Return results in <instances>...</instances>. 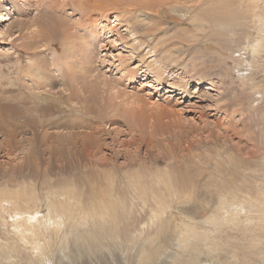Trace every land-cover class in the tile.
<instances>
[{"label":"rangeland","instance_id":"1","mask_svg":"<svg viewBox=\"0 0 264 264\" xmlns=\"http://www.w3.org/2000/svg\"><path fill=\"white\" fill-rule=\"evenodd\" d=\"M150 2L158 5L159 12ZM263 5L264 0H0V15L7 18L0 22V193L25 195L27 211L36 209L37 216L47 214L52 199L70 201L82 221L89 220L88 212H100L106 205L118 217L114 239H104L92 250L70 240L61 248L60 237L70 224L64 215L62 220L57 218L58 224L45 227L53 253L43 257L42 264H139L146 250L152 253L147 264H264V252L245 262L242 255L234 256L231 240L243 247L244 236L205 221L218 195L209 192L211 181L232 180L225 168L221 170L229 159L247 187L223 196L258 199L264 194L259 190L264 185V62L263 52L250 49L256 33H264V17L250 15L254 10L264 16ZM100 19L114 29L113 34L100 27ZM7 30L12 33L9 37ZM70 31L77 36L70 37ZM157 59L165 65L162 82L146 65L148 61L158 64ZM33 66L38 72L44 70L38 83H43L45 71L54 79L48 89L55 95L65 99L69 91L74 93L65 109L69 112L55 126L41 127L38 112L30 111L29 98L37 92L31 81ZM129 68L136 78L122 77ZM63 73L69 75V89ZM142 79L152 86L141 87ZM171 79L187 83L185 92H166ZM18 92L27 97L24 105L30 109L20 119L1 110L9 103L20 106ZM138 95L149 102L147 112L164 108L168 113L160 118L152 138L140 130L135 117ZM222 106L226 111L218 110ZM91 121L98 127H88ZM145 127L154 128L148 120ZM87 134L96 141V153L83 141ZM187 154L193 158L191 171L205 168L204 177L198 178L202 189L198 194L184 193L190 203L181 204L194 208L196 213L190 217L196 218L177 212L175 200H169L161 217L152 218L151 203L125 191L127 180L150 179L152 171L174 175L176 165L182 172L179 158ZM182 162L188 174L187 158ZM85 163L92 175H106L76 172ZM107 178L115 187L106 186ZM205 178L209 179L206 187ZM89 184L96 187L90 190ZM5 204L9 207L10 202ZM10 214L16 216L14 211L1 213L9 223ZM186 225L199 236L187 232ZM6 226L9 229L0 226V244L14 240L17 249L0 251V264H29L27 257L35 255L37 240L19 241L15 229Z\"/></svg>","mask_w":264,"mask_h":264},{"label":"bare ground","instance_id":"2","mask_svg":"<svg viewBox=\"0 0 264 264\" xmlns=\"http://www.w3.org/2000/svg\"><path fill=\"white\" fill-rule=\"evenodd\" d=\"M150 7L152 9L155 8L156 12H159V10L156 8L158 7L156 3L150 2ZM134 9L136 11V8ZM252 11L253 13L250 15L251 18H263L264 17L263 15L256 13L254 10ZM143 19L144 17H142V21ZM5 20H7V18H5L3 14H1L0 22H3ZM115 20L120 21V22L122 21V19L117 16H115ZM97 23L100 24L101 28L103 29L107 28L108 31L111 34H113L114 29L111 30L110 27H107V24H104L103 20L100 19ZM125 24H127V22H125L123 25ZM262 26L264 27V25ZM261 28H260V31L262 32ZM6 34H7L6 37H9L12 33L7 30ZM257 34H259L258 37H256ZM69 36L73 38V37H76L77 34L73 31H70ZM256 36H255L256 37L255 42H253V44L250 45V49L252 53H259V52L262 53L263 52L261 55L262 56L261 60H263L262 62H264V33L260 34L258 32L256 33ZM149 49H151L150 51H152V48H149ZM163 52H165V50ZM0 55L2 56L1 52H0ZM157 61H158V64H156L155 61L154 62L148 61L146 65H147V69L153 74L157 82H162L160 79V76H161V73H163L162 68H164L165 65L161 59H157ZM242 61L244 60L241 59L240 62L242 63ZM247 62L250 65L252 64V61H247ZM258 64L259 63H257V65ZM33 67H34L33 68L34 75H36V77L34 80L33 79L34 75H33L31 78V81H32V86L37 88L36 89L37 92L33 93L31 95V98L28 97L29 102L33 104L32 109L31 110L27 109V107L24 105L28 101L27 97L23 95L24 93L18 92L15 95H16L17 101L21 103L20 106L9 103L3 106L1 110H3V113L6 116L11 117V118L16 117L18 119L22 118L26 113H28L29 110L31 112H38L39 115L37 117L38 118L40 117L39 122H40L41 127H52L51 124H54L55 126L59 118L63 117L65 113L69 112V111H66L65 109L69 108L68 101L69 99L71 100L74 99L73 97L74 93L69 91L65 99H64V95H59V96L55 95L53 92L50 91V88L48 89V87L54 83V79L51 78L48 72L45 71V75L43 77V83H38V79L41 77V73L44 70H41L40 72H38L37 67L36 66H33ZM129 74H131L133 78L137 77V73H134L133 68H129L126 71L125 75H122V77L126 79V76ZM195 74H198V73H195ZM68 76H69L68 73H63V77L66 78V83L69 89L71 85L69 84L67 80ZM244 80L246 79L244 78ZM132 82L134 83L135 79H132L130 81V83ZM139 83L141 87H144V86L148 87V85H150V83H148L147 81H144V79H142V81H140ZM12 84H15V83H12ZM255 85L259 86L260 84H255ZM151 86L152 85H150L149 87ZM186 86H187V83L185 82H182V81L179 82L178 80L171 79V81L167 82L168 90L166 92H169V94H171L173 91H175L174 89H181L180 93H182V91L185 92ZM140 96L142 95H138L136 98V105L138 106V111L136 112L135 117L137 120L140 121V130H142L143 133L149 132L148 134H150V137L152 138V136H154L153 133H155L156 131L155 127L159 126L160 118H162L163 116H167L168 113L164 108H160L157 113L147 112L145 110V107L148 105L149 102L147 101L146 98H141ZM220 102L221 100L217 103L219 104ZM60 106L63 109H61ZM219 109L222 111H226L225 106L218 107V110ZM100 119L101 118H97L98 121H100ZM147 120L151 121L152 125L154 126L153 129L147 130V128L145 127V122ZM95 122L96 121L87 122L88 123L87 126L92 127V128H94L95 126L98 127L97 125L94 124ZM218 123L217 125L220 127V129H223V130L226 129L225 124L223 123L218 124ZM83 138H84L83 141L93 148V153H96L94 151H96L95 147L97 146V144H96V141L94 140V137L91 134H87V136L84 135ZM151 138L150 140H152ZM58 140L63 141L64 139L58 138ZM145 142L147 143V145L150 143L149 140L147 139L145 140ZM84 148L87 151V154H89L90 151L88 147L85 146ZM180 150L183 151L184 149L180 148ZM186 150H188L187 152L189 154L190 148ZM188 154L185 157L183 156V158L182 157L179 158L180 159L179 163L182 165V168H184V171L181 170L182 172L179 171V166L176 165L174 167L177 169V172L174 175L171 173H166L164 172V170L159 171V172L152 171L150 175V179L147 177L141 178L140 176H138L137 178H130L129 180H127L128 185L125 186V191H131V192H134L135 194H138L139 196L137 198L140 199L143 203H147L149 201L151 203L150 212L152 214L151 215L152 218L161 217L159 215H161L164 212L163 208L165 206H168L169 200H175L177 202V205L175 206L177 212H179L180 214H186L188 218H196V217H190V215L196 213L193 210L194 208L193 209L187 208L189 206L183 207L181 204L185 205L186 203H190V200L188 202V199L184 197V193H187V192L194 193L195 192L198 194L200 192L202 187L200 185L201 184L200 179L198 180V178L204 177L203 171L205 168L202 170L195 169L191 171L190 164L193 162V158L191 155H188ZM181 158L182 159L187 158L186 167L188 168L187 170L188 174L185 172V165L182 162ZM163 160L168 161V158L165 157V159ZM203 164L205 167H209L210 165L209 161H205ZM232 164L233 163L231 159H229V161L226 162V165H225L226 167H221V170L225 168L228 177L232 180H228V179L223 180V181L219 180L218 182L211 181L212 187L209 190V192H215L218 195H217L216 205L211 210H209V214L206 216L205 221L212 223L213 225L218 226V227L227 226L228 228L231 229L233 234L240 233L242 236H244L245 242L242 245H245V246L242 247L241 242L231 240V243L233 244L229 245V248L234 256L239 257L240 255H242L241 260L245 262V261L250 260L256 255L263 254L264 252V247L261 246V241L264 240V194L259 195L258 199L253 196L252 197L247 196L241 199H238V198L230 199V198H227L226 196H223L225 192L226 193H231L235 191L243 192L245 191L247 187L245 181L242 180L240 177H238L235 173L237 171L238 166H234ZM217 167L219 168L218 165L212 166L213 169H216ZM88 168H89L88 164L85 163L83 165L78 166L76 172L78 173L79 171H81L82 173L87 172L86 174L90 177H101V176L106 175V174H103L102 172L101 173L95 172V175H92L91 172L88 171L89 170ZM221 170L219 172H221ZM109 176L111 177L110 174ZM208 180L209 179L205 178L206 182L203 184L205 187H206V183L208 182ZM106 183H107L106 186L109 188L115 187V184L112 181V178H107ZM95 187L96 186L94 184L88 185V188L90 190H93ZM259 190H261V192L264 193V185H260ZM146 193H150V194L149 196L144 198L143 195ZM8 202H10L9 207H6L5 203H8ZM69 202L70 201H68V203H65V202L63 203V202H58V201L55 202V200L53 201L51 199V201H49V204L47 206V210H48L47 214H41L40 216H37V214L40 213L38 212V210L33 209V210L27 211V209L30 208V206L28 204L29 202L27 198L25 197V195H22L19 193H16L15 195H6L4 193H0V226H2L3 229L4 228L9 229L8 226H6L7 224H9V226H12L15 229V234H16L14 235V237L18 238L19 241H27L29 239H32V237H34V239L37 240V245H36L37 251L35 252V255L32 256L31 258L27 257V260H29V264H42L43 257L52 255L53 253V251L51 250L52 245L48 241H46V239L49 237L48 236L49 232L45 230V227H48L49 224H53V223L56 224L57 218L58 219L61 218L62 220L63 215L69 219L68 221L70 224V229L65 230L63 235L60 237V240L62 242L61 248H63V244L65 243V240H70L74 245L78 247H81L87 250H92V248H95L97 244L103 242L104 239H111V240L114 239L115 230L118 224V217H116V215L113 213L114 208L109 209L108 206L110 205L108 206L106 205L104 208L102 207L103 209L100 210V212L98 211L99 213L94 211L91 214H89L88 212L86 215H87V218L90 217L89 220L86 219L82 221L81 218L77 217L79 215L78 208L77 207L74 208L72 203H69ZM193 206H196V204H194ZM8 211H14V214H16V216L10 214L11 216L10 223L8 220H6V216L4 217L1 215V213H6ZM158 219L160 220V218ZM185 229L187 230V232L195 234V231L190 226L186 225ZM198 236L199 234L196 232L194 237H198ZM201 238L202 237H200L199 239ZM40 241H42V244H39ZM0 246H1L0 251L4 253L8 251L14 252L17 249V244H16V241L14 240H10L9 243L5 242V244H0ZM57 248H60V247H57ZM151 256H152V253L149 250L143 251L138 258L139 264H147Z\"/></svg>","mask_w":264,"mask_h":264}]
</instances>
